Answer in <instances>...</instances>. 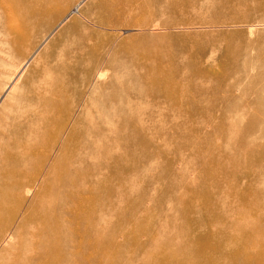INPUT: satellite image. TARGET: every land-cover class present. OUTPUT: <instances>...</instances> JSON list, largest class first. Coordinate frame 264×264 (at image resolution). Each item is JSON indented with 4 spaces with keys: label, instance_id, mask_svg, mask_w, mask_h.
Returning a JSON list of instances; mask_svg holds the SVG:
<instances>
[{
    "label": "rangeland",
    "instance_id": "rangeland-1",
    "mask_svg": "<svg viewBox=\"0 0 264 264\" xmlns=\"http://www.w3.org/2000/svg\"><path fill=\"white\" fill-rule=\"evenodd\" d=\"M0 206V264H264V0H0Z\"/></svg>",
    "mask_w": 264,
    "mask_h": 264
},
{
    "label": "bare ground",
    "instance_id": "bare-ground-1",
    "mask_svg": "<svg viewBox=\"0 0 264 264\" xmlns=\"http://www.w3.org/2000/svg\"><path fill=\"white\" fill-rule=\"evenodd\" d=\"M123 3H125L124 1L123 2H121L120 4H123ZM126 4V3H125ZM55 164V163H54ZM25 180V179H24ZM24 180H21V181H24ZM17 184V183H16ZM15 184V185H16ZM24 187V186H23ZM46 195V194H45ZM48 195V194H47ZM2 206H0V208H1ZM0 214H1V212H0ZM31 214V213H30ZM35 215V214H34ZM31 216V215H30ZM29 218V217H28ZM32 219V218H31ZM29 220V219H28ZM22 221V220H21Z\"/></svg>",
    "mask_w": 264,
    "mask_h": 264
}]
</instances>
